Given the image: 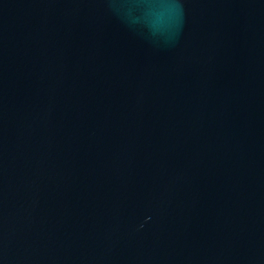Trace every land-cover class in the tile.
Segmentation results:
<instances>
[{"label": "water", "instance_id": "95a60500", "mask_svg": "<svg viewBox=\"0 0 264 264\" xmlns=\"http://www.w3.org/2000/svg\"><path fill=\"white\" fill-rule=\"evenodd\" d=\"M0 264H264V0H0Z\"/></svg>", "mask_w": 264, "mask_h": 264}]
</instances>
